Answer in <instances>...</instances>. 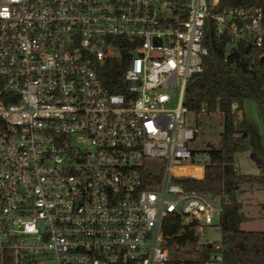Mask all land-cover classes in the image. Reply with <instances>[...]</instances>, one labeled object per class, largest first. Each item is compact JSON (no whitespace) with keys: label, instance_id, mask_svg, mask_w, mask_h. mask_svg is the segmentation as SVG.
<instances>
[{"label":"built area","instance_id":"obj_1","mask_svg":"<svg viewBox=\"0 0 264 264\" xmlns=\"http://www.w3.org/2000/svg\"><path fill=\"white\" fill-rule=\"evenodd\" d=\"M219 6L0 0V254L14 264H171L182 257L165 227L179 218L178 235L191 230L210 248L203 264H224L221 239L200 241L221 232L223 198L177 182L203 180L210 163L208 149L191 147L205 106L184 105L208 55L206 25L228 49L264 46L261 7ZM123 58L118 83L106 69ZM230 109L238 127L242 110Z\"/></svg>","mask_w":264,"mask_h":264},{"label":"trees","instance_id":"obj_2","mask_svg":"<svg viewBox=\"0 0 264 264\" xmlns=\"http://www.w3.org/2000/svg\"><path fill=\"white\" fill-rule=\"evenodd\" d=\"M244 5L261 7L264 20V0H220L219 7ZM204 46L208 55L203 61V71L189 80L184 105L196 114L205 106L207 114L220 115L219 146L208 149L210 163L203 180L177 179V182L185 190L215 193L223 198L221 244L224 264H264V231H244L240 228L248 218L241 212V204L237 200L242 185H259L264 190V174L244 175L234 166L235 156L246 151L244 145L236 142V136L246 139L251 134L244 116L243 102L253 101L264 119V46L258 51L242 44L228 49L227 39L216 36L212 22L205 27ZM124 58L111 61V68L106 69L114 74L118 83L125 70ZM105 86L112 89L111 82L106 81ZM232 102H237L242 110V122L238 127H235L230 113ZM261 209L264 210V204ZM179 227V218H172L165 227V234L171 237L169 249L174 256L182 257L181 261L171 264H203L210 248L199 246L191 230L178 235ZM0 264H14L9 252L0 254ZM19 264L31 263L22 261Z\"/></svg>","mask_w":264,"mask_h":264},{"label":"rangeland","instance_id":"obj_3","mask_svg":"<svg viewBox=\"0 0 264 264\" xmlns=\"http://www.w3.org/2000/svg\"><path fill=\"white\" fill-rule=\"evenodd\" d=\"M243 112L251 134L246 141H244L240 135L236 136V142L244 145L246 151L235 156L234 165L240 170L241 174L258 175L260 171L253 158V138H257L262 153H264V119L261 118L258 107L251 100H245L243 102ZM195 125L198 127L199 134L196 142L192 144V148L209 149L212 146L216 148L219 146L221 121L217 114L199 116L195 119ZM242 186L246 188L255 187L263 190L262 186L259 185L250 186L246 184ZM253 189H248L244 193L249 192V194L239 196L238 198L239 201L243 203L242 211L244 215L246 218H249L242 223L241 229L246 231H264V211L261 209L260 205V203L264 201V193H254L255 189ZM220 239L221 232L219 230H211L205 232L200 238V241L209 240L210 242H219Z\"/></svg>","mask_w":264,"mask_h":264},{"label":"crops","instance_id":"obj_4","mask_svg":"<svg viewBox=\"0 0 264 264\" xmlns=\"http://www.w3.org/2000/svg\"><path fill=\"white\" fill-rule=\"evenodd\" d=\"M244 141H246L247 140V138L246 139H243ZM253 140H254V145H253V148H252V150H253V158L255 159V161H256V166L258 167V169H259V171H260V174H258V175H261V174H264V153H262V150H261V146H260V144H259V141L257 140V138L256 137H254L253 138ZM235 166V165H234ZM236 167V166H235ZM236 170L240 173V170L236 167ZM255 190H254V189ZM253 188H246V187H243V186H241L240 187V189H239V192H238V194H237V200H238V202L241 204V212L243 213V211H242V208H243V203L242 202H240L239 201V196H243V195H246V194H249V192L248 193H244L245 191H247L248 189H253L255 192L254 193H257V192H263L264 193V190H262V189H259V188H255V187H253ZM253 193V194H254ZM251 194V193H250ZM250 204V203H249ZM262 204H264V201L262 202V203H260V205H262ZM250 206V205H249ZM263 210V209H262ZM264 211V210H263ZM244 214V213H243ZM248 218V217H247ZM249 219V218H248ZM244 223V222H243ZM241 225H242V223H241ZM241 225H240V228H241ZM244 231H246V230H244Z\"/></svg>","mask_w":264,"mask_h":264}]
</instances>
